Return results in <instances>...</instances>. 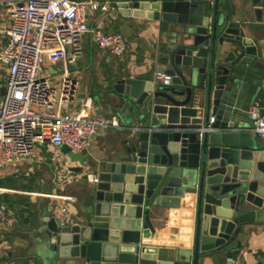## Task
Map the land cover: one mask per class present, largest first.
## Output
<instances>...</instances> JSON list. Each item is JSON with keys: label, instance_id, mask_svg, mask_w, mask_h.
I'll use <instances>...</instances> for the list:
<instances>
[{"label": "water", "instance_id": "95a60500", "mask_svg": "<svg viewBox=\"0 0 264 264\" xmlns=\"http://www.w3.org/2000/svg\"><path fill=\"white\" fill-rule=\"evenodd\" d=\"M114 5L122 17L155 22L167 34L166 66L157 72L172 81L115 85L126 125L120 148L98 165L80 223L44 210L43 226L27 237L33 264H235L244 228L264 224V147L244 106L264 75V0ZM94 138L80 154L62 147L79 165L73 172L94 171L86 159ZM164 210L193 219L172 232L191 236V251L157 244L156 219Z\"/></svg>", "mask_w": 264, "mask_h": 264}, {"label": "crops", "instance_id": "0c3cea01", "mask_svg": "<svg viewBox=\"0 0 264 264\" xmlns=\"http://www.w3.org/2000/svg\"><path fill=\"white\" fill-rule=\"evenodd\" d=\"M99 1L102 4L111 3L113 7L108 13L91 12L90 28L100 29L105 33H121L127 40L128 48L123 57L112 56L94 43L92 36L87 34L82 57L76 66L70 68L69 74L76 78L77 95L74 101L68 103L66 110L74 115L88 113L96 118L117 117L119 128L100 132L94 138L93 149L86 158L87 161L94 163L93 172L88 169L80 173L73 172L71 169L79 165L72 163L62 148L55 149L45 145L37 148L30 162L16 165L23 167L24 170L15 175V181L7 178L0 180L1 189L4 190L0 193V206L6 213V221L0 225V264H33L32 244L27 237L43 226L42 216L45 209L51 210V216L57 215L62 219L80 223L88 207L87 191L88 184L91 183L90 179H84V175L96 177L98 165L110 161L124 139L123 130L126 125L119 115L123 110L122 107L120 110L117 107L121 105L120 99L123 95L114 90L115 85L125 83L129 79L155 80L159 68L166 66L164 58L167 56L170 40L166 33L160 31L159 24L133 17H122L114 5L119 0ZM9 22L7 2L0 0V48L6 43V39L1 35L2 28ZM261 61L264 64V59ZM2 70L0 67V72ZM49 73L53 75L54 70L50 69ZM261 85L263 88L258 99L262 100L261 106L264 111V75L246 94L244 106H248V111L252 107L249 102ZM252 135L264 147L254 129ZM48 158H52L56 164V178L53 180L48 177L51 188L41 191L40 184L43 182L41 177L44 175L38 176L34 170L39 173L41 168L47 166ZM56 181L58 183H55ZM194 211L191 210L189 213ZM183 213H185L183 210H164L160 213L156 219V228L161 236L157 242L159 246L192 250L191 236L172 235L175 227L181 228L185 225L186 220L180 216ZM186 223L191 226L193 219L189 217ZM243 236L241 253L235 264H264V224H249L244 228ZM201 264L214 263L209 259L201 261Z\"/></svg>", "mask_w": 264, "mask_h": 264}, {"label": "built area", "instance_id": "2783aa9c", "mask_svg": "<svg viewBox=\"0 0 264 264\" xmlns=\"http://www.w3.org/2000/svg\"><path fill=\"white\" fill-rule=\"evenodd\" d=\"M6 2L10 22L1 31L6 39L0 48V67L6 69V93L0 98V170L30 162L37 148L45 145L55 149L65 146L72 153L80 154L98 133L119 128L117 117L74 115L66 110L77 95V83L69 74L70 68L82 57L87 34L112 56L123 57L127 51V40L121 33L90 28V13H108L111 3L102 4L99 0ZM50 69L54 70L53 75ZM155 81L169 87L172 77L158 73ZM196 104L194 100L193 106ZM261 104L262 100L257 99L248 116L254 132L264 143ZM89 179L91 183L97 182L94 176ZM3 191L0 188V193ZM5 221L6 213L0 206V225Z\"/></svg>", "mask_w": 264, "mask_h": 264}, {"label": "rangeland", "instance_id": "374dc122", "mask_svg": "<svg viewBox=\"0 0 264 264\" xmlns=\"http://www.w3.org/2000/svg\"><path fill=\"white\" fill-rule=\"evenodd\" d=\"M5 73H6V69L3 68L2 72H0V98H3L6 93V78L4 76ZM72 78L76 80L74 76ZM52 158H48L49 162L47 166H45L44 168H41L39 173H37V171L34 170V173H36V175L38 176L41 174H42L41 176L44 175L43 177H41V179L43 180V182L40 184L41 191H46L47 189L51 188L48 182V177L52 178L53 180H55L56 178V168L57 167ZM60 161L61 160L59 159V162ZM23 170L24 168L20 166H11V167H7L5 170H0V180H5L6 178L14 180L15 175H19V173L22 172ZM55 183H58V181H56ZM13 187H16V186H13Z\"/></svg>", "mask_w": 264, "mask_h": 264}, {"label": "trees", "instance_id": "16d2710c", "mask_svg": "<svg viewBox=\"0 0 264 264\" xmlns=\"http://www.w3.org/2000/svg\"><path fill=\"white\" fill-rule=\"evenodd\" d=\"M10 185H12V184H10ZM0 188H2L1 186H0ZM6 188V187H5ZM8 188V187H7Z\"/></svg>", "mask_w": 264, "mask_h": 264}]
</instances>
